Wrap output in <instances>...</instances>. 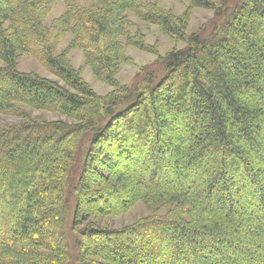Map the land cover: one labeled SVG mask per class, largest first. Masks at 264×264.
Returning <instances> with one entry per match:
<instances>
[{"label":"trees","instance_id":"1","mask_svg":"<svg viewBox=\"0 0 264 264\" xmlns=\"http://www.w3.org/2000/svg\"><path fill=\"white\" fill-rule=\"evenodd\" d=\"M78 1L0 0V115L24 119L0 131V264H264V0H189L217 16L208 37L156 1ZM57 2L67 11L47 26ZM128 12L186 44L133 88L116 80L121 40L153 49ZM71 48L111 92L80 77ZM25 54L58 80L20 72ZM137 203L153 214L97 225Z\"/></svg>","mask_w":264,"mask_h":264},{"label":"rangeland","instance_id":"2","mask_svg":"<svg viewBox=\"0 0 264 264\" xmlns=\"http://www.w3.org/2000/svg\"><path fill=\"white\" fill-rule=\"evenodd\" d=\"M154 1H156L159 8L171 13L175 18H183L187 15V17L184 18H187L188 20V34L200 33L201 36L208 37L219 23L214 11L202 8H191L189 0H151V2ZM212 1L219 8H225V6L228 5V9L231 10L235 4L234 2L237 0ZM78 3L86 8L92 7L91 3L87 1L80 0ZM67 8L68 6L63 2L52 4L48 11V15L44 19V23L47 26L51 25L53 21L59 19L67 11ZM127 16L132 25L131 29L129 30L130 35L135 36L136 34H142L145 44L153 49L151 52L144 51L134 46L128 45L124 39L121 40L125 47V57L129 58V61L127 63L120 64L119 71L116 73V80L120 85H127L133 88L143 79L146 71H149V68H151V70L156 73V76H161L163 69L160 65H157V58H159V56H165L173 49H182L186 44L183 41L178 42L172 36L167 35L158 25L140 20L135 13L128 12ZM73 38V34L68 32L59 45L57 53H61L66 50ZM68 59L74 69L79 71L80 77L86 83H88V85H90L95 93L103 96L113 90L112 86L99 81L95 77L91 68L86 64L84 50L81 48H71L68 52ZM144 69L146 70L143 72ZM18 70L23 73H33L51 80H58V78L46 68L41 59L32 54H25L19 58ZM19 106L23 108L28 117L32 120H67L66 118L61 117L54 112H49L46 110H34L21 104ZM23 120L24 119L19 117L0 115V131L14 125H18L23 122ZM165 211V208L159 209L157 211V215L162 216L165 214ZM151 214H153L152 211H150L145 205L142 203H137L131 208L130 211L125 214L98 219L96 220V223L99 227L119 229L126 225L133 224L142 218L148 217ZM69 217L71 219V213ZM70 241L71 246L74 249L75 239L70 236ZM72 251L74 257L75 252L74 250Z\"/></svg>","mask_w":264,"mask_h":264}]
</instances>
